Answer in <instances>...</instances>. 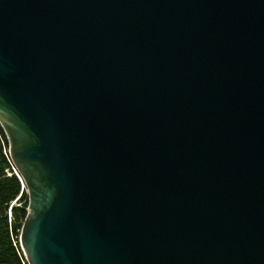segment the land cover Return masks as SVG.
I'll return each instance as SVG.
<instances>
[{
	"label": "water",
	"instance_id": "95a60500",
	"mask_svg": "<svg viewBox=\"0 0 264 264\" xmlns=\"http://www.w3.org/2000/svg\"><path fill=\"white\" fill-rule=\"evenodd\" d=\"M0 124L29 264H264V0H0Z\"/></svg>",
	"mask_w": 264,
	"mask_h": 264
},
{
	"label": "trees",
	"instance_id": "16d2710c",
	"mask_svg": "<svg viewBox=\"0 0 264 264\" xmlns=\"http://www.w3.org/2000/svg\"><path fill=\"white\" fill-rule=\"evenodd\" d=\"M9 151L0 124V264H29L21 246L29 196Z\"/></svg>",
	"mask_w": 264,
	"mask_h": 264
}]
</instances>
